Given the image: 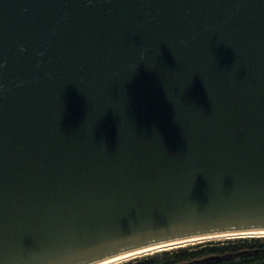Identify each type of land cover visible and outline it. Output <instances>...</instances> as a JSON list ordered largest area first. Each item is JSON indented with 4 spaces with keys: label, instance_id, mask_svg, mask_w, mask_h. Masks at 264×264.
<instances>
[{
    "label": "water",
    "instance_id": "95a60500",
    "mask_svg": "<svg viewBox=\"0 0 264 264\" xmlns=\"http://www.w3.org/2000/svg\"><path fill=\"white\" fill-rule=\"evenodd\" d=\"M261 231L264 0H0V264Z\"/></svg>",
    "mask_w": 264,
    "mask_h": 264
},
{
    "label": "trees",
    "instance_id": "16d2710c",
    "mask_svg": "<svg viewBox=\"0 0 264 264\" xmlns=\"http://www.w3.org/2000/svg\"><path fill=\"white\" fill-rule=\"evenodd\" d=\"M127 264H264V240L208 243Z\"/></svg>",
    "mask_w": 264,
    "mask_h": 264
},
{
    "label": "bare ground",
    "instance_id": "6f19581e",
    "mask_svg": "<svg viewBox=\"0 0 264 264\" xmlns=\"http://www.w3.org/2000/svg\"><path fill=\"white\" fill-rule=\"evenodd\" d=\"M237 240H264V231L217 234L212 236L179 240L175 242H170L149 248H144L141 250L128 252L98 264H127L129 262L152 257L164 252L187 249L193 246L208 244V243H222V242L237 241Z\"/></svg>",
    "mask_w": 264,
    "mask_h": 264
},
{
    "label": "rangeland",
    "instance_id": "374dc122",
    "mask_svg": "<svg viewBox=\"0 0 264 264\" xmlns=\"http://www.w3.org/2000/svg\"><path fill=\"white\" fill-rule=\"evenodd\" d=\"M202 245H203V244H202ZM197 246H200V245H197ZM193 247H196V246H193ZM193 247H192V248H193ZM177 251H179V250H177Z\"/></svg>",
    "mask_w": 264,
    "mask_h": 264
}]
</instances>
